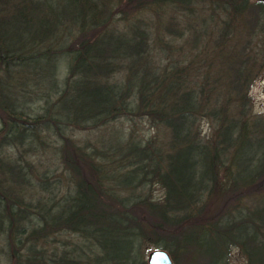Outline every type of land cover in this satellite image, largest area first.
I'll use <instances>...</instances> for the list:
<instances>
[{"label": "trees", "instance_id": "obj_1", "mask_svg": "<svg viewBox=\"0 0 264 264\" xmlns=\"http://www.w3.org/2000/svg\"><path fill=\"white\" fill-rule=\"evenodd\" d=\"M261 35L264 1L0 0V264H147L146 245L173 264H264ZM122 119L156 134L114 130L105 164L67 134ZM48 137L59 198L26 158Z\"/></svg>", "mask_w": 264, "mask_h": 264}, {"label": "rangeland", "instance_id": "obj_2", "mask_svg": "<svg viewBox=\"0 0 264 264\" xmlns=\"http://www.w3.org/2000/svg\"><path fill=\"white\" fill-rule=\"evenodd\" d=\"M124 24H119L117 26L118 29H122ZM263 35L260 36V42L264 38ZM264 37V36H263ZM260 44V43H259ZM264 46V42H263ZM209 51V50H208ZM66 59V58H65ZM65 77V73L61 76L59 75V79L62 80ZM249 96L251 99V108L254 116L264 117V67L258 71L257 76L254 79L253 85L249 91ZM31 105L30 113L32 115H37L42 113V102H34ZM114 130L123 132L127 134L130 130L134 131L136 136H138L141 140H147L150 137H153L156 134V129L146 120H137L134 123L126 121L124 119L119 120L112 127L105 130V128H101L99 131H79V130H70L67 132L68 136H70L76 143L81 146H87L88 149L96 148L101 153V158L105 164V149L108 147V142L112 141L114 138ZM207 132L205 126L203 130H201V134H205ZM45 145L39 146L38 151H36L35 155L26 157L32 163V174L30 177L32 181L35 182L36 178L34 174L39 176L43 174L49 179L51 183V187L56 198H59L66 190L67 186V175L63 170V167L60 163L59 149L60 142L56 137H48L44 140ZM111 154V153H110ZM119 156L115 155L113 158H107L109 162L108 170H112L113 160L118 159ZM151 195L153 198H158L161 195V191L156 186H151ZM44 194V193H43ZM46 196V195H45ZM33 201H36V198H33ZM67 240L70 237H65ZM156 250L154 246L146 245L143 249V256L147 262L148 255ZM229 264H245L244 256L238 251L234 250L231 252Z\"/></svg>", "mask_w": 264, "mask_h": 264}, {"label": "water", "instance_id": "obj_3", "mask_svg": "<svg viewBox=\"0 0 264 264\" xmlns=\"http://www.w3.org/2000/svg\"><path fill=\"white\" fill-rule=\"evenodd\" d=\"M264 1V0H255ZM147 264H173L169 254L163 250H154L147 257Z\"/></svg>", "mask_w": 264, "mask_h": 264}]
</instances>
